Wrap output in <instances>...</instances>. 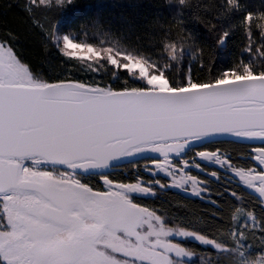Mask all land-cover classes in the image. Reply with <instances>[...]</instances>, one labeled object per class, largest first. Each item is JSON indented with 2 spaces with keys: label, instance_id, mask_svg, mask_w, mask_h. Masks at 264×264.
I'll list each match as a JSON object with an SVG mask.
<instances>
[{
  "label": "snow or ice",
  "instance_id": "snow-or-ice-1",
  "mask_svg": "<svg viewBox=\"0 0 264 264\" xmlns=\"http://www.w3.org/2000/svg\"><path fill=\"white\" fill-rule=\"evenodd\" d=\"M15 7L46 54L0 36V264H264V0H175L147 39L79 23L74 0ZM168 193L208 211L156 206Z\"/></svg>",
  "mask_w": 264,
  "mask_h": 264
},
{
  "label": "trees",
  "instance_id": "trees-1",
  "mask_svg": "<svg viewBox=\"0 0 264 264\" xmlns=\"http://www.w3.org/2000/svg\"><path fill=\"white\" fill-rule=\"evenodd\" d=\"M26 0H0V36L5 34V29H11L14 32L19 33L18 37V50L23 52L29 59L34 63H43L45 61V50L40 46L39 38L24 33L22 31L23 24V10L20 7H15L16 5H22ZM174 3L175 0H74V3L78 6L77 16L83 15L84 18L79 21V23H88L90 19H100L106 25H112L114 27H120L123 24H131L139 27L140 34L147 39L148 32H150L155 27V21L158 18H169V3ZM196 2V0H193ZM206 2L211 3L212 0H206ZM254 6L259 7L260 0H251ZM12 4L14 7L8 11L7 5ZM7 11V14L5 12ZM257 20V17H253ZM192 24H196L200 29L203 30L204 39L210 40L211 37L208 35V29L199 22L197 17H193L190 21ZM259 23H264V21H259ZM147 30V31H145ZM241 37L236 35L233 37L228 49L221 53L219 59L213 55L212 61L216 62V66L212 69L217 71L222 68L226 63L230 62L233 55H238L240 51ZM54 63V58H49ZM237 157L246 158L248 151L254 147L253 144H238L237 146ZM243 163L241 159L239 161ZM143 164V162H142ZM142 166V165H141ZM118 171L127 172V168H122ZM214 183V187L220 188L223 191L221 185H228L229 182ZM230 184H233L232 182ZM156 206L163 205L165 208H170L173 213H180L188 215L192 218H196L208 211V204L206 199L200 200L196 198H188L183 196H176L173 193L161 194V199L156 201ZM250 203H255L251 201ZM186 205V206H185ZM256 214H259V207L255 209ZM188 247H192L196 250L198 255H208L202 252L201 248L197 246L196 242L189 243ZM257 249L259 245H256ZM257 255L259 253L257 252ZM213 259L215 256L213 255ZM225 264H226V258Z\"/></svg>",
  "mask_w": 264,
  "mask_h": 264
},
{
  "label": "rangeland",
  "instance_id": "rangeland-1",
  "mask_svg": "<svg viewBox=\"0 0 264 264\" xmlns=\"http://www.w3.org/2000/svg\"><path fill=\"white\" fill-rule=\"evenodd\" d=\"M254 145V147H258V146H260L258 143L257 144H253ZM193 173L194 174H198L197 172H196V170L194 169L193 170ZM198 175H200V176H203V173H199ZM222 180H224L223 182H229V183H233V184H235V179H233V178H231V177H227V176H221V179H220V182H222ZM190 191V190H189Z\"/></svg>",
  "mask_w": 264,
  "mask_h": 264
}]
</instances>
